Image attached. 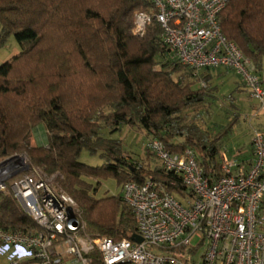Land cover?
Masks as SVG:
<instances>
[{"label": "trees", "instance_id": "obj_1", "mask_svg": "<svg viewBox=\"0 0 264 264\" xmlns=\"http://www.w3.org/2000/svg\"><path fill=\"white\" fill-rule=\"evenodd\" d=\"M152 8L148 0H0V48L11 37L19 45V53L0 64V161L26 155L48 176L57 174L93 236L131 239L138 232L121 192L96 198L102 180L113 178L122 190L153 178L169 193L186 190L161 167L149 170L126 156L122 142L104 137L103 129L144 130L170 152L200 150L206 169L218 167L220 142L230 131L212 138L188 121L187 111H199L213 90L210 70L202 74L207 87L198 86L194 73L163 47L156 21L143 37L133 33L135 14ZM219 24L261 75L264 0H228ZM41 124L46 146L33 138ZM83 151L103 164L81 162ZM0 228L38 229L4 193Z\"/></svg>", "mask_w": 264, "mask_h": 264}, {"label": "built area", "instance_id": "obj_2", "mask_svg": "<svg viewBox=\"0 0 264 264\" xmlns=\"http://www.w3.org/2000/svg\"><path fill=\"white\" fill-rule=\"evenodd\" d=\"M148 1L152 11L135 14L136 36L143 37L156 21L163 47L201 87H207L205 71L230 70L264 108V80L222 33L219 17L228 0ZM148 149L186 190L183 196L169 193L153 178L123 186L121 196L134 214L141 244L91 235L57 174L48 176L23 155L0 161V193L13 197L38 227L34 232L0 228V251L10 253L9 264H264L263 130L254 131L249 158L220 149L218 167L208 169L195 149L170 152L156 138Z\"/></svg>", "mask_w": 264, "mask_h": 264}, {"label": "rangeland", "instance_id": "obj_3", "mask_svg": "<svg viewBox=\"0 0 264 264\" xmlns=\"http://www.w3.org/2000/svg\"><path fill=\"white\" fill-rule=\"evenodd\" d=\"M16 48L19 49V45L11 37L8 43L3 48H0V56L7 55V53L13 52ZM2 63L4 62H0V64ZM187 72L184 69L182 73ZM204 74L207 75L208 73L204 72ZM210 75L212 78L210 88L213 90L208 91V95L202 106L199 107V111H195L194 109L187 111L188 121L197 125L212 138L223 129L230 127L229 134L220 142V149L226 150L228 154L237 150L249 149L254 131L264 129L263 107L260 106L258 101L250 97L243 81L236 73L220 68L211 69ZM260 76L264 80V69ZM106 112L108 113L109 110H106ZM38 127L41 133L34 135V141L37 145L46 146L48 143L46 128L43 124ZM110 132L109 129L105 128L101 133L104 137L120 140L126 156L146 169L155 170L160 168L159 161L148 149V144L153 138L152 135L144 130L128 126H122L115 133ZM174 141L178 142L180 140L176 139ZM197 151L201 152L200 150ZM23 156L27 157L26 155ZM80 160L90 166H100L103 164V160L98 156H90L87 151H83ZM90 183L96 184L93 180ZM120 192L121 189L118 187L117 182L113 178H110L101 181L96 198L102 199L118 196ZM148 250L159 254L156 248H149ZM203 251L204 249L201 247L196 256L197 259L202 255ZM9 254L0 251V264H9Z\"/></svg>", "mask_w": 264, "mask_h": 264}, {"label": "crops", "instance_id": "obj_4", "mask_svg": "<svg viewBox=\"0 0 264 264\" xmlns=\"http://www.w3.org/2000/svg\"><path fill=\"white\" fill-rule=\"evenodd\" d=\"M19 53V49H15L13 52H11V53H7V55H4V56H0V62H5L6 60H8V59H10L13 55H15V54H18ZM260 104V103H259ZM260 106L262 107V105L260 104ZM264 109V108H263ZM262 113H264V110H262ZM260 130H263L264 131V129H260ZM37 133H41V130L39 129V127L36 129V131H35V135L37 134ZM253 136V135H252ZM226 151V150H225ZM239 151H241L242 153H244V156L245 157H250V155H251V146H250V148L249 149H242V150H239Z\"/></svg>", "mask_w": 264, "mask_h": 264}, {"label": "water", "instance_id": "obj_5", "mask_svg": "<svg viewBox=\"0 0 264 264\" xmlns=\"http://www.w3.org/2000/svg\"><path fill=\"white\" fill-rule=\"evenodd\" d=\"M131 240L135 243L141 244L143 242V239L139 235H134L131 237Z\"/></svg>", "mask_w": 264, "mask_h": 264}]
</instances>
